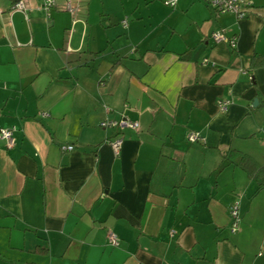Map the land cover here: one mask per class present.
Segmentation results:
<instances>
[{"label": "crops", "instance_id": "1", "mask_svg": "<svg viewBox=\"0 0 264 264\" xmlns=\"http://www.w3.org/2000/svg\"><path fill=\"white\" fill-rule=\"evenodd\" d=\"M25 2L0 0V129L17 128L0 138V264H264V189L227 159L264 164V0L241 19L81 0L77 21L65 0ZM122 117L140 128L116 156L100 122Z\"/></svg>", "mask_w": 264, "mask_h": 264}, {"label": "built area", "instance_id": "2", "mask_svg": "<svg viewBox=\"0 0 264 264\" xmlns=\"http://www.w3.org/2000/svg\"><path fill=\"white\" fill-rule=\"evenodd\" d=\"M76 1V3L74 2ZM81 0H65L64 9L68 11L74 17V21H77V14L79 12L78 4ZM205 3L213 8L217 13H230L235 15L238 19L245 18L249 15L252 7L254 6V0H204ZM58 0H43L41 6L42 9L46 11L48 16L51 15L53 10L58 8ZM178 0H165V4L170 7H175ZM14 10L26 11L28 9L25 0H18L13 4ZM211 38L216 43H228L232 48L237 47V37L229 36L226 31L220 30L215 31L211 34ZM230 100H219L218 105L222 110H225L229 105ZM100 127L103 129H118L120 131L119 135L114 137L109 141L116 156L120 155L122 145L124 143V136L122 132L125 129L138 130L140 128V123L138 121H133L128 118L122 117L119 119L105 118L100 122ZM17 128L3 127L0 129V138L6 141L7 147L12 148L15 145L16 138L15 132ZM187 139L191 143H203L206 141L205 136H203L199 131H190L187 135ZM73 145L65 146L64 149H73ZM232 224L231 229L234 232L240 223V214L238 204H234L230 209ZM109 241L113 245H118L119 241L116 235L113 233L109 234Z\"/></svg>", "mask_w": 264, "mask_h": 264}, {"label": "trees", "instance_id": "3", "mask_svg": "<svg viewBox=\"0 0 264 264\" xmlns=\"http://www.w3.org/2000/svg\"><path fill=\"white\" fill-rule=\"evenodd\" d=\"M16 1L18 0H14V2ZM259 64L264 65V57L253 58L252 65L257 66ZM227 159L245 170L249 177L255 179L259 189H264V164L261 165L250 156L238 151H232Z\"/></svg>", "mask_w": 264, "mask_h": 264}, {"label": "water", "instance_id": "4", "mask_svg": "<svg viewBox=\"0 0 264 264\" xmlns=\"http://www.w3.org/2000/svg\"><path fill=\"white\" fill-rule=\"evenodd\" d=\"M257 100V99H256Z\"/></svg>", "mask_w": 264, "mask_h": 264}]
</instances>
